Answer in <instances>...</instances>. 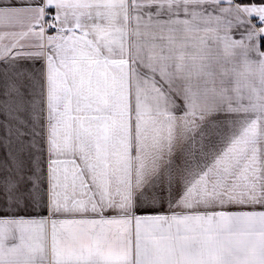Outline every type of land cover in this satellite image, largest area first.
I'll list each match as a JSON object with an SVG mask.
<instances>
[{
  "label": "snow or ice",
  "instance_id": "6c2138e0",
  "mask_svg": "<svg viewBox=\"0 0 264 264\" xmlns=\"http://www.w3.org/2000/svg\"><path fill=\"white\" fill-rule=\"evenodd\" d=\"M0 264H264V0H0Z\"/></svg>",
  "mask_w": 264,
  "mask_h": 264
}]
</instances>
